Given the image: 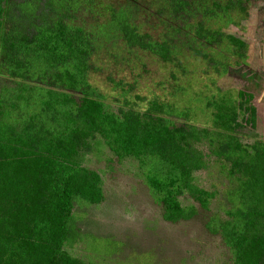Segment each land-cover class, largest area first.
Here are the masks:
<instances>
[{"label":"trees","instance_id":"16d2710c","mask_svg":"<svg viewBox=\"0 0 264 264\" xmlns=\"http://www.w3.org/2000/svg\"><path fill=\"white\" fill-rule=\"evenodd\" d=\"M251 6L264 0H0V264H95L69 247L83 239L78 208L106 199L103 174L85 162L96 142L111 169L138 161L166 222L200 220L236 264H264V140L240 136L264 123V66L250 64L247 36L232 28ZM98 58L131 69L158 60L182 75L186 59H200L239 89L209 100L202 126L169 98L136 94L148 102L137 107V78L107 74L116 92L107 101L91 81L104 72ZM200 143L236 183L225 219L197 182L209 165Z\"/></svg>","mask_w":264,"mask_h":264},{"label":"rangeland","instance_id":"374dc122","mask_svg":"<svg viewBox=\"0 0 264 264\" xmlns=\"http://www.w3.org/2000/svg\"><path fill=\"white\" fill-rule=\"evenodd\" d=\"M249 8V13L238 14L232 28L247 36L250 64L264 66V8ZM99 59L96 62L104 72L93 73L91 81L102 95H107V101L113 102L116 96L106 79L107 74L129 83L137 78L138 84L131 93L139 104L137 107L145 109L147 100L155 95L169 98L181 106L193 107L197 111L198 124L202 126L211 125L209 100L236 97L239 89L233 76L218 74L200 59H186L188 72L183 75L181 70L158 60L146 61L144 65L134 63L135 72L126 64ZM174 85L185 86V93L174 95L177 90ZM136 94L147 100L137 101ZM240 136L249 144L264 140V123L256 130H242ZM94 147L85 162L103 174L106 199L99 205L78 208L76 222L83 239L69 247L71 253L95 264H236L220 238L211 236L200 220L171 224L163 219L146 192L136 159L129 157L121 164L113 163L111 169L107 165L113 156L110 150L98 142ZM199 147L207 154L209 165L196 173L197 182L216 193L211 204L212 214L225 219L226 210L232 207L227 192L236 185L235 180L229 176L227 164L210 154L206 143H200ZM183 203L188 205L190 201L184 198Z\"/></svg>","mask_w":264,"mask_h":264}]
</instances>
